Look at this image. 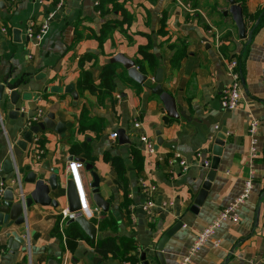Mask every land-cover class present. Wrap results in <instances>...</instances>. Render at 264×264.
<instances>
[{
  "label": "crops",
  "instance_id": "1",
  "mask_svg": "<svg viewBox=\"0 0 264 264\" xmlns=\"http://www.w3.org/2000/svg\"><path fill=\"white\" fill-rule=\"evenodd\" d=\"M116 1L121 9L101 17L95 8L100 0H64L59 11L55 7L58 0H18L14 5L8 0H0V82L10 77L14 82L26 76L27 84L19 92H26L30 98L27 103L20 99L13 106L10 93L5 91L0 102L3 118V127L0 128V190L4 188L2 178H7V186L16 185L14 173L8 175L2 171L4 162L10 159L17 168L31 166L32 171L40 167L59 170L64 185L60 193L51 192L49 195L57 200L56 208L33 205L26 215V224L13 227L20 236H29L30 250L23 245L18 252L13 251L0 237V264H129L98 255L81 228L82 239L74 240L71 231L69 235L65 231L70 225L69 220L63 219L60 231L53 232L62 211L68 209L66 184L70 175L67 164L85 159L84 151L88 149L96 158L91 165L100 177V193L110 204L107 213L96 206L90 187L93 179L85 166L80 174L93 211L90 221L94 223L111 215L118 222L116 230L98 231L102 238H132L139 248L137 255L141 257L149 250L150 261L157 254L156 248L165 234L177 222L184 223V227L164 246L161 253L163 264L182 261L197 234L241 194L253 172V189L237 211L240 221L224 222L214 238L192 257L190 264H264V199L258 226L255 228L254 225L264 192V16H259V20L262 17L260 25L253 33L251 44L247 45V40L240 39L232 17L223 15L229 9L227 0L186 1L191 3L194 12L183 10L174 0ZM263 7L264 0H248L246 3L251 15ZM48 13H53V18L47 20ZM32 20L36 26L44 23L48 26L39 42L26 35ZM107 21L120 25L100 47L98 40ZM162 29L165 35L160 33ZM14 30L20 31L18 39L14 37ZM177 42L186 45V57L178 68H173L171 60L176 51L172 45ZM148 45L150 53L158 59L159 68L164 69L163 90L175 97L179 119L164 124L166 111L158 97L144 86L137 88L120 79L116 80L114 104L107 98L103 105H97L95 96L78 92L79 61L85 54L97 57L85 67L98 74L102 66L118 54L135 62L141 60L139 49ZM222 45L227 47L226 55L220 50ZM232 57H241L243 61L244 98L239 110L225 111L220 106V97L230 83L226 61ZM124 71L122 66L118 68V74ZM155 73L148 75L150 81ZM16 108H20L18 117L8 118L9 112ZM83 108L89 111L91 118L104 119L106 128L100 133L92 129L81 131L79 121ZM38 110L44 119L48 114H54L55 123H70L72 126L67 128L64 137L47 129L34 135L27 152H23L15 140L22 137L31 116ZM252 119L261 124L255 162H251L250 156ZM135 122L140 124L139 129L133 128ZM216 127L220 128L219 131ZM223 128L227 135L219 169L204 205L195 214L191 208L209 171L204 168L203 160H210L211 164L214 142ZM120 129L126 131L130 144L120 145L117 139L111 138ZM157 131L161 133L160 137L156 136ZM141 135L154 142L156 153H145L139 142ZM159 138L161 145L158 144ZM132 144L144 156V167L139 173L132 165ZM36 150L41 151L39 158H36ZM107 152L112 157L121 158L127 168L131 201L128 210L122 208L124 195L115 184L114 170L102 159ZM199 152L203 154L202 159L197 158ZM177 154L187 162V171L181 168L180 159L175 157ZM86 163L90 164L87 160ZM27 173L25 171L24 176ZM140 179L157 188L154 194L156 204L175 203L174 207L164 211L158 209L154 223L142 210L146 196L141 190ZM22 188L28 196L33 187L23 184ZM152 264L161 263L155 258Z\"/></svg>",
  "mask_w": 264,
  "mask_h": 264
},
{
  "label": "water",
  "instance_id": "2",
  "mask_svg": "<svg viewBox=\"0 0 264 264\" xmlns=\"http://www.w3.org/2000/svg\"><path fill=\"white\" fill-rule=\"evenodd\" d=\"M229 3V9L223 12L225 17L231 16L235 26L238 30V35L240 39L247 40V45L251 44L252 36L256 28L259 26L260 20L258 19L249 31L246 28L245 19L243 15L242 8L236 3L235 0H227ZM20 36L19 30H14V37L18 39ZM20 42V40H19ZM110 63L121 65L127 72L128 78L133 81L135 84L144 86L150 90L152 95L158 97L161 103L164 106L166 111V117L163 118L164 124H168L170 120L179 119V113L177 110V103L174 96L163 90L164 82V69L158 68L152 81L149 80L147 75L141 73L135 61L126 58L123 54H118L115 57L111 58ZM27 75V74H25ZM25 77L22 76L18 80L11 82V77L6 79L5 82H0V102L3 99L5 91L10 93L9 99L10 104L13 106L17 105L21 99L24 102H29L30 98L26 92H19L22 86H25ZM30 77V76H27ZM20 114V108L9 112L8 118H16ZM71 124L55 123L54 114H48V116L43 119V121L32 125L29 127L22 137L19 140H15V144L23 152H27L28 145L32 142L33 136L37 135L40 132L47 130L54 131L64 137L67 128H71ZM0 128H2V123L0 122ZM161 133L156 132V136L160 137ZM227 130L223 128L216 137L214 146L212 149L213 158L211 161V166L208 171L206 181L203 183L202 188L199 194L196 197L191 211L195 214L198 213V209L202 207L208 197V193L212 187V183L215 180L217 171L219 169L220 157L222 156V150L226 140ZM117 140L120 145L130 144L128 135L125 130L120 129L117 131ZM158 144L161 145L162 141L159 138ZM264 153V148H263ZM73 160V158H72ZM82 163L85 164L86 170L91 173L93 182L91 184L93 200L96 206L107 213L110 209V204L104 200L100 193V177L93 171V165L86 163L85 159H79ZM2 171L5 174L14 173L15 175V166L13 159H10L4 162ZM28 173L24 176V172ZM49 173V176H47ZM18 175L22 176L23 179H20V183L14 186H7V178L1 179V186L4 188L1 189L0 194V237H2L8 248H11L13 251H19L20 248L25 245V240L23 236H20L13 227H21L26 224V215L31 212L33 205H39L41 207H57V200L50 198V193H60L64 187L61 181V173L59 170H48L46 167H40L36 171L31 170V166L24 168H18ZM32 186V190L29 195L26 196L27 192L22 188V185ZM5 185V186H4ZM66 195L68 200V210L71 214L76 213V217L69 220V224L76 223L82 229L84 234L88 237L91 244H95L97 241L102 239V234L98 232L97 227L91 221L86 220L81 216L78 211L81 210V205L76 190L74 182L70 179L66 184ZM264 199V192L260 197L259 206L255 218V228L258 226L260 219L261 203ZM184 227L183 222H177L162 238L158 244L156 250L157 254L153 258L148 260L149 250H146L142 253L140 259L141 264H152L156 259L163 264L162 251L168 240L176 234L180 229ZM17 243V246L15 245ZM15 247V248H14Z\"/></svg>",
  "mask_w": 264,
  "mask_h": 264
},
{
  "label": "trees",
  "instance_id": "3",
  "mask_svg": "<svg viewBox=\"0 0 264 264\" xmlns=\"http://www.w3.org/2000/svg\"><path fill=\"white\" fill-rule=\"evenodd\" d=\"M184 1L186 2L188 0ZM235 1L242 8L247 30L253 27L254 22L257 21L260 15H262V17L264 16V7L261 8L257 14L251 15L248 14L246 9V3L248 0ZM121 7L122 6H120L116 0H100V2L96 4L95 8L96 12L101 17H105L107 15H110L114 11H119ZM123 13L126 17H128L124 10ZM262 17L260 20H262ZM118 25H120V23H114V21H107L105 23V25L101 29L102 34L98 40L100 43V47L103 46L105 39L118 27ZM160 33L162 35L166 34L165 30L163 29L160 30ZM172 48L175 49L176 53L171 60V65L173 68H178L181 61L186 57V45L183 42H177L172 45ZM149 50L150 45L140 48L139 54L142 55V59H138L135 62L138 70L147 76L150 74H154L159 68L158 59L155 57V55L150 53ZM220 50L223 54L226 55L227 47L225 45H222L220 47ZM96 59L97 57L91 53L85 54L81 58V60L79 61L80 74L76 83V88L80 94L88 92L91 95L95 96L97 105H103L107 98H110L113 104L115 103L114 95L116 93L117 79H120L126 84H131L136 86L137 88H141L140 85L135 84L128 78L125 69L124 72L118 74V68L121 65L107 63L106 65L102 66L98 74H95L94 72H92V70L85 67V64L87 62H91L92 60ZM237 59L239 61L240 69L242 70V58L237 57ZM89 114V111H87L85 108L82 109L79 121V129L81 131L85 129H92L93 131L100 133L106 128L107 123L104 119L91 118ZM131 153L133 169L137 173H139L144 167V156L140 152V149H138V147H136V145L134 144L131 145ZM84 157L90 164H94L96 161V158L92 156L89 149L87 151H84ZM102 159L104 162L109 163L114 170L116 175L115 184L124 195L122 208L128 210L129 206L131 205V201L128 197L127 168L123 160L119 157H112L108 152L103 155ZM62 222L63 218L60 215L54 228V233L60 231ZM94 223L98 227V231L101 233L107 230H116L118 226V222L111 215L101 221L95 220ZM69 230L71 231V237L74 238V240L76 239L78 241L82 239V231L78 224L72 223L65 229L66 234L68 235ZM85 238L87 239V237ZM92 247L96 251V253L103 258L112 257L113 259L128 262L129 264H141L140 256L137 255L139 251L138 245L132 238L109 236L97 241L92 245ZM70 248L73 250L71 244Z\"/></svg>",
  "mask_w": 264,
  "mask_h": 264
},
{
  "label": "built area",
  "instance_id": "4",
  "mask_svg": "<svg viewBox=\"0 0 264 264\" xmlns=\"http://www.w3.org/2000/svg\"><path fill=\"white\" fill-rule=\"evenodd\" d=\"M11 4H16L18 0H8ZM64 0H58V3L56 4V10H61L63 7ZM176 3L185 11L187 12H194L195 10L192 9V6L185 2L184 0H175ZM47 20L50 18H53V13H48L46 15ZM209 26V25H208ZM48 30V26L46 23L41 24L40 26H36L35 22L32 20L29 22L27 29H26V35L30 40H34L36 42L41 41V39L44 37ZM6 32V30H4ZM226 71L227 75L230 78V83L227 85L226 88L222 91L221 97H220V106L225 111H234L239 110L243 103L244 98V87L242 82V72L240 69L239 61L237 57L228 58L226 61ZM117 99L119 100L120 97L117 96ZM44 115L41 111H37L33 116H31L28 128L31 127L34 124H37L41 121H43ZM0 122L2 123L3 127V118L0 114ZM260 121L257 119H252L249 127V136L251 139V147H250V156H251V162H255V160L258 157V132L260 130ZM140 124L135 122L133 124L134 129H139ZM219 127H216V131H219ZM112 139H117V133H113L111 135ZM139 142L143 146V149L147 155H152L156 153V147L153 141H151L146 135H141L139 137ZM37 143V139H36ZM39 155H41V151L36 150V158H39ZM176 159L179 160V164L181 168L184 171H187L189 169V166L185 160L181 158L180 155H175ZM203 154L199 152L197 154L198 159H202ZM14 163V161H13ZM210 160H203V166L205 169H210ZM15 184L20 183V177L18 175V168L16 167L15 163ZM85 168V164L81 161H71L67 164V170L70 175V179L74 182L76 186V190L78 193L81 210L78 211V213L83 216L86 220L90 221L93 218V211L89 204L88 196L85 190V187L83 185L80 171ZM254 186V174L251 172L250 177L248 180H246L243 191L241 194L225 209H223L218 216L210 223L208 226H206L199 234H197L194 244L189 249L188 253L182 258V261L179 264H190L192 257H194L201 248L208 242H210L217 230L221 227V225L224 222L231 221L233 223H238L240 221V218L238 216V209L241 205L245 203V201L249 198V195L253 189ZM140 187L144 195L146 196V201L142 205V210L147 214V217L151 223L155 222L156 219V213L157 210L164 211L168 208L174 207V202H161L160 205L156 204L154 201V194L157 191V188L155 186H152L150 184H147V182L144 179H140ZM1 194V190H0ZM61 216L64 220H70L76 217V213L71 214L68 209L62 211ZM92 222V221H91ZM25 240V245H27V249L30 250V241L29 236L24 235L23 236ZM214 245L218 246V242L214 241Z\"/></svg>",
  "mask_w": 264,
  "mask_h": 264
},
{
  "label": "rangeland",
  "instance_id": "5",
  "mask_svg": "<svg viewBox=\"0 0 264 264\" xmlns=\"http://www.w3.org/2000/svg\"><path fill=\"white\" fill-rule=\"evenodd\" d=\"M190 3V2H189ZM190 5H191V3H190ZM192 6V5H191Z\"/></svg>",
  "mask_w": 264,
  "mask_h": 264
}]
</instances>
